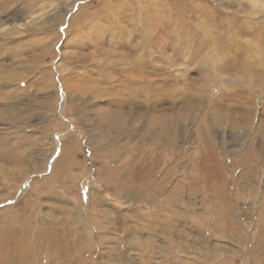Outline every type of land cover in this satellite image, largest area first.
Returning a JSON list of instances; mask_svg holds the SVG:
<instances>
[{
    "label": "rangeland",
    "instance_id": "obj_1",
    "mask_svg": "<svg viewBox=\"0 0 264 264\" xmlns=\"http://www.w3.org/2000/svg\"><path fill=\"white\" fill-rule=\"evenodd\" d=\"M255 1L0 0V264H264Z\"/></svg>",
    "mask_w": 264,
    "mask_h": 264
},
{
    "label": "bare ground",
    "instance_id": "obj_2",
    "mask_svg": "<svg viewBox=\"0 0 264 264\" xmlns=\"http://www.w3.org/2000/svg\"><path fill=\"white\" fill-rule=\"evenodd\" d=\"M253 1V0H252ZM255 3H258V4H264L261 0H256L255 1ZM211 6V5H210ZM204 12V11H203ZM206 13H208L209 14V12H206ZM191 14H192V12H191ZM194 14V13H193ZM189 15V14H188ZM195 15V14H194ZM198 15V14H197ZM220 16H221V14H220ZM220 16H219V18H220ZM200 17V16H199ZM204 18V17H203ZM230 18H232L231 16H230ZM239 20H238V19ZM234 19V18H233ZM236 19H237V21H236V24L238 23V25L239 26H235L236 28H238V33H240V34H242V33H250L249 32V25L250 24H256V21H254V20H247V19H244V18H242V17H236ZM264 18H262V20H263ZM226 20V19H225ZM204 21V20H203ZM221 22V21H220ZM228 22V21H227ZM234 22L235 21H233L232 22V26L234 25ZM226 23V22H225ZM204 24V23H203ZM229 24H231V22H229ZM222 26H223V24H222ZM218 27V26H217ZM226 27V26H225ZM257 29V28H256ZM219 31H220V29H219ZM232 31V30H231ZM227 32V31H226ZM234 33V32H233ZM228 34V33H227ZM232 33H230V35H231ZM251 34H252V32H251ZM229 35V39H225V40H227V42L229 43L231 40H233L232 38H235L236 37V34L234 33V35H232V37ZM258 35V34H257ZM260 36V35H259ZM259 38V37H258ZM264 38V37H263ZM219 40H221V39H219ZM224 39H223V41H225ZM208 41V40H207ZM252 41H253V39H252ZM259 41V40H258ZM226 42V41H225ZM233 43H234V40L232 41ZM224 43V42H223ZM228 43L226 44V45H228ZM214 44H216V43H214ZM230 44V43H229ZM218 45V44H217ZM234 45H235V43H234ZM225 46V45H224ZM228 46H230V45H228ZM219 50V49H218ZM225 50V49H224ZM228 51V50H227ZM234 60V59H233ZM232 60V61H233ZM220 61V60H219ZM235 63V62H234ZM237 63V62H236ZM222 66V65H221Z\"/></svg>",
    "mask_w": 264,
    "mask_h": 264
}]
</instances>
